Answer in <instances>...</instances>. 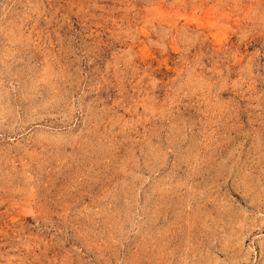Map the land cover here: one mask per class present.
I'll return each instance as SVG.
<instances>
[{"label": "rangeland", "instance_id": "rangeland-1", "mask_svg": "<svg viewBox=\"0 0 264 264\" xmlns=\"http://www.w3.org/2000/svg\"><path fill=\"white\" fill-rule=\"evenodd\" d=\"M0 264H264V0H0Z\"/></svg>", "mask_w": 264, "mask_h": 264}]
</instances>
